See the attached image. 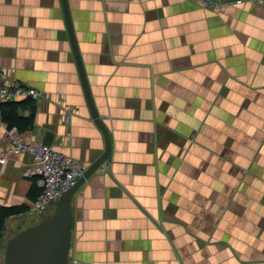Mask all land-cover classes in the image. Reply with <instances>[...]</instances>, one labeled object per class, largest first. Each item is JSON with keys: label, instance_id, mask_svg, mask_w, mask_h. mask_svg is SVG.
<instances>
[{"label": "crops", "instance_id": "0c3cea01", "mask_svg": "<svg viewBox=\"0 0 264 264\" xmlns=\"http://www.w3.org/2000/svg\"><path fill=\"white\" fill-rule=\"evenodd\" d=\"M68 5L112 142L109 169L73 197L74 264H264V5ZM0 68L43 94L31 125L11 126L25 139L52 132L54 150L88 167L105 152L63 0H0ZM31 161L11 152L0 163V206L23 208L5 221L0 264L9 240L57 204L32 212L41 187L23 175Z\"/></svg>", "mask_w": 264, "mask_h": 264}, {"label": "water", "instance_id": "95a60500", "mask_svg": "<svg viewBox=\"0 0 264 264\" xmlns=\"http://www.w3.org/2000/svg\"><path fill=\"white\" fill-rule=\"evenodd\" d=\"M67 26L74 54L83 81L91 113L101 128L105 141V152L87 168L76 184L65 192L56 204L51 216L44 217L38 223L31 225L13 236L7 245L5 264H71L70 249L73 240L72 201L77 190L98 170V167L112 154V142L109 129L101 119L83 65L81 53L71 19L68 0H63ZM52 132H47L44 143L51 146L54 138Z\"/></svg>", "mask_w": 264, "mask_h": 264}, {"label": "built area", "instance_id": "2783aa9c", "mask_svg": "<svg viewBox=\"0 0 264 264\" xmlns=\"http://www.w3.org/2000/svg\"><path fill=\"white\" fill-rule=\"evenodd\" d=\"M204 7L220 9L234 4H241L244 0L221 1V0H198ZM264 5V0H255ZM42 92L27 84H21L14 78L6 77L5 71L0 68V105L18 98L39 99ZM69 116L66 117V120ZM0 128L4 130L7 142L6 150L0 154V163L6 162V153H24L31 156L32 161L28 168L23 171L25 177H37V183L41 192L35 200L32 212L42 213L52 203H57L60 197L73 187L78 179L87 170V165L70 156L54 150L43 142H33L25 139L23 133L16 127H8L3 121L0 111ZM109 169V163L105 161L99 166L104 172ZM241 264V263H239Z\"/></svg>", "mask_w": 264, "mask_h": 264}, {"label": "trees", "instance_id": "16d2710c", "mask_svg": "<svg viewBox=\"0 0 264 264\" xmlns=\"http://www.w3.org/2000/svg\"><path fill=\"white\" fill-rule=\"evenodd\" d=\"M34 100L32 98H26L20 101H9L6 103H3L0 105V111L2 112L3 121L8 126H14L24 124L23 127H21V130L23 128L28 127L33 122V115L35 111L34 107ZM21 108H28L31 112V115H29L26 118H21L19 116L18 109ZM21 121V122H20ZM23 208L21 207H5L0 206V236L2 234V231L5 227V221L9 216L15 215L19 212H21Z\"/></svg>", "mask_w": 264, "mask_h": 264}, {"label": "rangeland", "instance_id": "374dc122", "mask_svg": "<svg viewBox=\"0 0 264 264\" xmlns=\"http://www.w3.org/2000/svg\"><path fill=\"white\" fill-rule=\"evenodd\" d=\"M53 208H54V211H55L56 204H55L54 206H52V209H53ZM51 211H52V210L50 209V210H48L47 212H45V214L48 215V214L51 213ZM70 263H71V264L76 263V262L74 261V259L71 258V256H70Z\"/></svg>", "mask_w": 264, "mask_h": 264}]
</instances>
